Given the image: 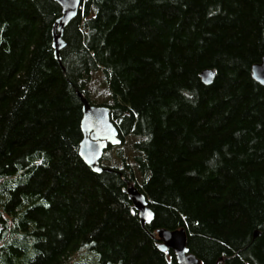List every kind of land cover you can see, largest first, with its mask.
<instances>
[{
	"label": "trees",
	"instance_id": "1",
	"mask_svg": "<svg viewBox=\"0 0 264 264\" xmlns=\"http://www.w3.org/2000/svg\"><path fill=\"white\" fill-rule=\"evenodd\" d=\"M61 14L0 0V264H179L161 228L200 264H264V0H80L58 61ZM77 92L109 108L107 172L79 156Z\"/></svg>",
	"mask_w": 264,
	"mask_h": 264
},
{
	"label": "water",
	"instance_id": "2",
	"mask_svg": "<svg viewBox=\"0 0 264 264\" xmlns=\"http://www.w3.org/2000/svg\"><path fill=\"white\" fill-rule=\"evenodd\" d=\"M62 9L61 16L53 26V49L55 59L60 61V50L65 43L62 39L63 29L66 24L76 16L80 8V0H55ZM252 77L264 86V58L251 67ZM200 80L204 85H210L214 80V73L204 70L200 73ZM77 95L82 103V118L80 129L82 139L79 143V156L83 162L94 172H107L110 169L100 165V159L108 146H119L121 140L118 137L116 127L111 120L109 108L103 105H93L80 92ZM127 193L132 201L142 224L153 219V214L148 207L146 197L132 184H127ZM1 233V224H0ZM258 232L254 233V236ZM159 247L162 250L171 249L179 264H200V260L188 252L186 246V234L183 228L157 230Z\"/></svg>",
	"mask_w": 264,
	"mask_h": 264
},
{
	"label": "rangeland",
	"instance_id": "3",
	"mask_svg": "<svg viewBox=\"0 0 264 264\" xmlns=\"http://www.w3.org/2000/svg\"><path fill=\"white\" fill-rule=\"evenodd\" d=\"M98 81H99L98 78H97L96 80H94L95 84H98V85H97V86H98V90L96 91V93H97L98 91H99V92H102V89H101V87H100ZM99 92H98V93H99ZM101 96L103 97L102 94H101ZM95 97H96V98H99L98 96H95ZM124 152L127 153L129 156L131 155L130 150H129L128 148H125Z\"/></svg>",
	"mask_w": 264,
	"mask_h": 264
}]
</instances>
